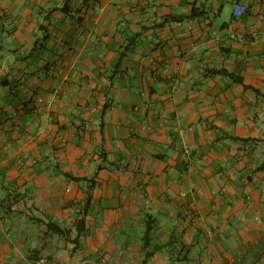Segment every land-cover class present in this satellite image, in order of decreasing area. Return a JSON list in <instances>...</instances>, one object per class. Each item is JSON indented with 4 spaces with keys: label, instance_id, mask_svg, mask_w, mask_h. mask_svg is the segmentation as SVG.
Wrapping results in <instances>:
<instances>
[{
    "label": "crops",
    "instance_id": "crops-1",
    "mask_svg": "<svg viewBox=\"0 0 264 264\" xmlns=\"http://www.w3.org/2000/svg\"><path fill=\"white\" fill-rule=\"evenodd\" d=\"M44 256L264 264V0H0V264Z\"/></svg>",
    "mask_w": 264,
    "mask_h": 264
},
{
    "label": "built area",
    "instance_id": "built-area-1",
    "mask_svg": "<svg viewBox=\"0 0 264 264\" xmlns=\"http://www.w3.org/2000/svg\"><path fill=\"white\" fill-rule=\"evenodd\" d=\"M249 12V9L243 5V4H236L235 7H234V17L235 19L238 21L240 19H242L245 15H247ZM232 39H235L236 38V34L234 32L231 33V36H230ZM38 264H49V259L48 257H42Z\"/></svg>",
    "mask_w": 264,
    "mask_h": 264
},
{
    "label": "trees",
    "instance_id": "trees-1",
    "mask_svg": "<svg viewBox=\"0 0 264 264\" xmlns=\"http://www.w3.org/2000/svg\"><path fill=\"white\" fill-rule=\"evenodd\" d=\"M215 74H219V75H224L226 77L232 78L234 81H236L237 83H244L243 78L236 76L234 74H230L229 72L225 71V70H220V71H215ZM52 228L55 229V227L52 225Z\"/></svg>",
    "mask_w": 264,
    "mask_h": 264
}]
</instances>
